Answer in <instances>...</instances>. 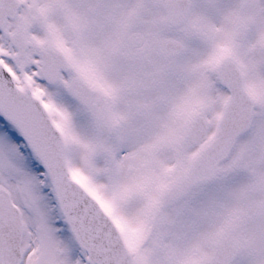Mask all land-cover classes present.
<instances>
[{
  "label": "snow or ice",
  "instance_id": "obj_1",
  "mask_svg": "<svg viewBox=\"0 0 264 264\" xmlns=\"http://www.w3.org/2000/svg\"><path fill=\"white\" fill-rule=\"evenodd\" d=\"M0 264H264V0H0Z\"/></svg>",
  "mask_w": 264,
  "mask_h": 264
}]
</instances>
